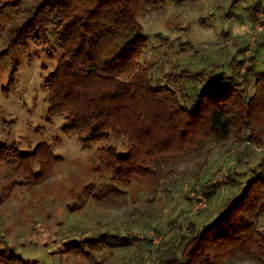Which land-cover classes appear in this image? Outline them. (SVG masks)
<instances>
[{
  "label": "trees",
  "instance_id": "obj_1",
  "mask_svg": "<svg viewBox=\"0 0 264 264\" xmlns=\"http://www.w3.org/2000/svg\"><path fill=\"white\" fill-rule=\"evenodd\" d=\"M181 1L0 0V64L32 43L49 48L53 42L62 54L44 80L50 115L66 120L67 130L85 147L104 144L99 161L111 175L110 183L101 189L86 187L72 211L83 212L91 200L113 206L133 180L164 175L154 163L202 154L209 159L214 144L230 140L264 146V70L259 62L264 31L253 45L249 34L234 36L232 29L223 28L218 54L198 57L186 66L180 57L190 44L184 43L168 69L141 62L149 44L141 17L156 5ZM244 9L252 27L264 23L258 15L264 13L262 0ZM231 17L240 18L229 13L224 19ZM49 49L53 57L55 49ZM222 154L219 169L231 158ZM57 161L60 157L49 143L31 153H23L15 143L0 144V165L7 177L0 205L20 184L44 182ZM209 162L194 185H202L210 202L221 203L197 214L188 233L172 221L166 223L168 233L159 228L161 201L155 195L141 203L135 200L136 216L127 225L128 232L147 228L143 239L126 231L106 232L66 250L68 256L90 264H230L237 258L264 264V157L246 182L245 173L241 178L236 166L230 168L233 183L222 197L211 178L206 179ZM184 186L171 189L168 184L163 192L171 198L175 189L183 198ZM150 230L163 234L160 244H154ZM22 261L9 247L0 250V264Z\"/></svg>",
  "mask_w": 264,
  "mask_h": 264
},
{
  "label": "rangeland",
  "instance_id": "obj_2",
  "mask_svg": "<svg viewBox=\"0 0 264 264\" xmlns=\"http://www.w3.org/2000/svg\"><path fill=\"white\" fill-rule=\"evenodd\" d=\"M255 3L257 0H241L238 3H234V0H182L181 3L150 8L141 17L149 39L141 62L157 63L160 68L168 69L172 58L178 60L179 55L175 54L180 50V43L190 44L186 45L190 50L180 57L185 66L198 57L217 55L224 42L221 34L223 28L232 29L234 36L236 33L249 34L254 45L260 33L259 27L263 24L252 27L244 8L253 7ZM229 13L240 18L231 17L226 21L224 16ZM243 15L246 17H241ZM258 15L264 19L263 12ZM172 42L175 45L172 46ZM49 48L55 49L53 57ZM49 48L32 43L0 64V144L15 143L23 153H31L41 143H49L56 156L60 157L49 178L35 185L20 184L0 205V250L9 247L23 260V264H90L85 259L68 256L66 250L106 232L116 234L126 231L125 234L132 238L138 236L143 239L147 228H133L128 232L127 225L136 216L135 202L138 200L141 203L155 195L161 201L159 228L168 233L170 228L166 223L172 221V226L180 227L182 233L186 234L197 214L212 204L221 203L210 202L202 185H194V181L198 180L196 176L206 173L208 160L210 170L206 179L211 178V184L218 188L215 191L222 197L226 195L228 185L233 183L230 168L236 166L241 178L245 173L246 177L242 179L246 182L264 157V146L256 143L238 145L230 140L224 145L214 144L209 159L202 154L166 159L160 165L154 163L158 170H164V175L133 180L113 206L91 200L83 212L72 211L71 206L81 202L79 198L86 187L92 185L101 189L110 183L111 175L99 161L100 149L104 144L85 147L77 136L67 130L66 120L50 115L44 80L55 69L62 53L53 42ZM259 62L260 69L264 70V52ZM222 152L231 158L227 165L219 169L220 163H216L223 160ZM168 173L174 174L169 176ZM6 178L5 170L0 165V189ZM181 183L185 185L182 187L183 194L181 190L183 198L175 189L171 198L164 194L166 185L170 184L172 189ZM201 196L206 204L197 209ZM70 221L74 222L73 226ZM149 235L154 237L156 245L162 241V233L157 236L155 230H150ZM169 235L172 236L173 232ZM107 252L108 249H105L106 255ZM57 258L62 259L61 263L55 262ZM230 264L257 263L237 258Z\"/></svg>",
  "mask_w": 264,
  "mask_h": 264
},
{
  "label": "built area",
  "instance_id": "obj_3",
  "mask_svg": "<svg viewBox=\"0 0 264 264\" xmlns=\"http://www.w3.org/2000/svg\"><path fill=\"white\" fill-rule=\"evenodd\" d=\"M258 31H264V23L262 26L259 27ZM205 204H206V200L201 196L200 197V203H199V206L197 207V209H199L200 207H202Z\"/></svg>",
  "mask_w": 264,
  "mask_h": 264
}]
</instances>
